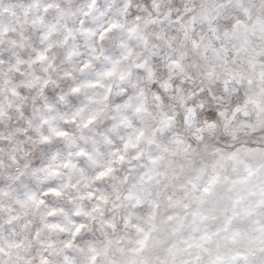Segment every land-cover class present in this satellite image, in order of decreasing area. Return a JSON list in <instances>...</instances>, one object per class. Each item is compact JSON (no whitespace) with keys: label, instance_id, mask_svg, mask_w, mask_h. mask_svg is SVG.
<instances>
[{"label":"snow or ice","instance_id":"snow-or-ice-1","mask_svg":"<svg viewBox=\"0 0 264 264\" xmlns=\"http://www.w3.org/2000/svg\"><path fill=\"white\" fill-rule=\"evenodd\" d=\"M0 264H264V0H0Z\"/></svg>","mask_w":264,"mask_h":264}]
</instances>
